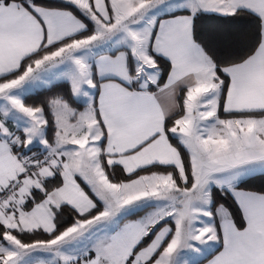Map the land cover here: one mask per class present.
I'll return each instance as SVG.
<instances>
[{
  "label": "snow or ice",
  "instance_id": "1",
  "mask_svg": "<svg viewBox=\"0 0 264 264\" xmlns=\"http://www.w3.org/2000/svg\"><path fill=\"white\" fill-rule=\"evenodd\" d=\"M205 14L256 34L218 61ZM53 80L86 106L51 98L49 139L25 98ZM257 172L264 0H0V264H264V194L238 188ZM214 189L241 224L220 205L217 226Z\"/></svg>",
  "mask_w": 264,
  "mask_h": 264
},
{
  "label": "trees",
  "instance_id": "2",
  "mask_svg": "<svg viewBox=\"0 0 264 264\" xmlns=\"http://www.w3.org/2000/svg\"><path fill=\"white\" fill-rule=\"evenodd\" d=\"M194 28L198 42L204 46L206 51L218 61L228 62L235 59L249 45L256 34L257 23L249 17L233 18L205 14L197 17L194 21ZM161 67L166 71L164 65H161ZM57 96L62 97L73 108L81 109L82 107L81 102L73 95L71 85L67 81H58L50 86L36 89L27 94L25 98L26 104L45 108V115L49 120V139L53 136L54 128L52 126L53 117L48 109V101ZM116 175L118 177L122 176L119 169L116 170ZM238 188L264 194V173L247 177L239 184ZM219 205H223L229 210L238 225L242 223L241 210L230 192H222L219 189L213 190L212 208L216 209ZM68 215L69 210L66 209L64 218L68 219ZM33 238L46 237L43 233H37L35 237L25 236V239L29 241Z\"/></svg>",
  "mask_w": 264,
  "mask_h": 264
},
{
  "label": "rangeland",
  "instance_id": "3",
  "mask_svg": "<svg viewBox=\"0 0 264 264\" xmlns=\"http://www.w3.org/2000/svg\"><path fill=\"white\" fill-rule=\"evenodd\" d=\"M58 81H64V80H53L52 82H51V84H53V83H55V82H58ZM50 84V85H51ZM50 85H48V86H50ZM45 87H47V86H45ZM43 88V87H42ZM36 89H34L33 91H35ZM32 91V92H33ZM76 97V99L77 100H79L80 102H81V105H82V107H81V109H76V108H74V109H76L77 111H83L84 110V108H85V103H84V98L83 97H77V96H75ZM181 104H182V100H181ZM73 108V107H72ZM217 208V207H216ZM211 211L213 212V219H214V222L217 224L219 221H220V219H219V217L218 216H216V209H213L212 207H211ZM218 226V225H217ZM209 243H211V242H209ZM211 252H209V253H206L205 254V256L204 257H206V256H208L209 254H210ZM203 258V257H202ZM202 258H197L198 259V261L200 260V259H202Z\"/></svg>",
  "mask_w": 264,
  "mask_h": 264
},
{
  "label": "crops",
  "instance_id": "4",
  "mask_svg": "<svg viewBox=\"0 0 264 264\" xmlns=\"http://www.w3.org/2000/svg\"><path fill=\"white\" fill-rule=\"evenodd\" d=\"M97 100H98V97H97ZM180 103H181V101H179ZM10 127H11V124L9 125ZM258 173H261V172H257V173H255V174H258ZM254 175V174H253ZM240 190H242V189H240ZM247 191V190H246ZM251 192H253V191H251ZM231 193V192H230ZM254 193H258V192H254ZM258 194H263V193H258ZM236 201V200H235ZM237 203V202H236ZM220 206V205H219ZM218 206V207H219ZM239 206V205H238ZM224 208H226V207H224ZM217 209V208H216ZM227 209V208H226ZM228 210V209H227ZM229 211V210H228ZM142 214V213H141ZM136 217H130L129 219H135ZM219 223H220V221L217 223V225L219 226ZM214 254V251L213 252H211L208 256H206V257H203L202 259H200L199 260V264H207V262H208V260L209 259H211L212 258V255ZM37 255H40V256H44L45 254H43V253H37Z\"/></svg>",
  "mask_w": 264,
  "mask_h": 264
}]
</instances>
